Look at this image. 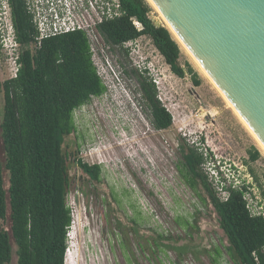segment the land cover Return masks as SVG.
Segmentation results:
<instances>
[{
	"label": "rangeland",
	"instance_id": "1",
	"mask_svg": "<svg viewBox=\"0 0 264 264\" xmlns=\"http://www.w3.org/2000/svg\"><path fill=\"white\" fill-rule=\"evenodd\" d=\"M150 5L151 18L168 26ZM139 41L136 59L146 61L151 73H158L162 81L160 95L173 114L171 129L202 131L206 139L200 144L202 150L211 146L214 154L208 160L212 164L207 166L221 165L222 175L229 180L237 185L248 184L251 208L264 211V151L258 142L181 44L179 63L186 70V63L192 64L199 74V84L189 72L184 77L175 74L150 37L143 35ZM109 53L115 73L105 76L108 90L75 111L76 132L64 143L71 177L68 202L73 210L66 264H235L217 210L209 200L204 203L175 180L167 160L152 149L155 139L137 104V80L131 72L135 66L118 48ZM10 77L9 61L0 51V82ZM4 100L0 88L3 164ZM250 146L261 154L254 162L249 159ZM77 150L79 153L73 152ZM76 158L100 164L101 179H92ZM214 159L225 164H214ZM4 176L8 186L5 168ZM215 186L225 198V190L219 189L221 184ZM168 188L173 189L172 196L165 195ZM0 224L10 231L9 209ZM11 241L13 256L9 264H17V246L13 237Z\"/></svg>",
	"mask_w": 264,
	"mask_h": 264
},
{
	"label": "trees",
	"instance_id": "2",
	"mask_svg": "<svg viewBox=\"0 0 264 264\" xmlns=\"http://www.w3.org/2000/svg\"><path fill=\"white\" fill-rule=\"evenodd\" d=\"M10 2L17 39L25 49L17 76L0 82L5 95L1 128L6 152L4 164L0 156V219L6 220L9 209L11 220L10 231L0 224V264L12 260L11 237L17 246V264H66L73 210L68 202L71 177L64 143L77 129L75 111L93 97L103 95L108 85L97 72L90 42L83 32L44 38L33 49L30 44L37 31L25 2ZM121 2L124 14L100 27L105 41L120 46L146 35L175 74L184 77L189 72L199 84V74L192 64L186 63L187 70L180 65L182 49L172 31L150 17L152 7L148 0ZM132 17L143 24V29L136 27ZM138 73V78L152 88L149 96L156 104L158 90L152 76L148 70ZM155 114L159 127L173 122L172 114L164 108ZM259 155L256 150L251 160ZM194 156H187L188 164H194ZM76 161L92 179H101L100 164L81 158ZM202 162L206 159L199 154L197 164ZM4 168L8 171V186ZM197 175L209 190L204 175ZM221 179L229 181L223 186L226 197L214 193L210 197L228 237L227 250L232 260L235 264H264V216L252 213L246 198L249 185H237L224 175Z\"/></svg>",
	"mask_w": 264,
	"mask_h": 264
},
{
	"label": "water",
	"instance_id": "3",
	"mask_svg": "<svg viewBox=\"0 0 264 264\" xmlns=\"http://www.w3.org/2000/svg\"><path fill=\"white\" fill-rule=\"evenodd\" d=\"M153 1L264 143V0Z\"/></svg>",
	"mask_w": 264,
	"mask_h": 264
},
{
	"label": "built area",
	"instance_id": "4",
	"mask_svg": "<svg viewBox=\"0 0 264 264\" xmlns=\"http://www.w3.org/2000/svg\"><path fill=\"white\" fill-rule=\"evenodd\" d=\"M24 2L37 31L35 41L30 44L31 48L39 46L41 41L47 37L75 31L83 32L90 42L92 59L97 72L106 85V74L115 73V64L109 50L113 51L118 48L139 70L143 72L148 70V74L152 76L157 87L159 97H161L162 81L158 73H151L146 61L136 59L140 49L139 38L128 40L120 46H113L105 41L101 32L102 24L124 14L121 0H24ZM132 20L139 30L143 29V24L139 20L135 17H132ZM24 49L25 46L17 39L11 2L10 0H0V51L5 53L9 61L10 78L16 77L19 72L20 57ZM151 69L155 71L154 68ZM204 167L210 180L214 184H221L219 189H222L225 182L221 179L220 173L212 166L205 164ZM225 193L227 195L226 190ZM246 198H248L247 193ZM251 210L255 215L262 214L264 216L263 210H254L253 208Z\"/></svg>",
	"mask_w": 264,
	"mask_h": 264
},
{
	"label": "flooded vegetation",
	"instance_id": "5",
	"mask_svg": "<svg viewBox=\"0 0 264 264\" xmlns=\"http://www.w3.org/2000/svg\"><path fill=\"white\" fill-rule=\"evenodd\" d=\"M131 72L137 80L138 108L140 109L142 116L148 120L150 125L148 130L152 132V136L155 139V142L152 143L151 146L152 149L156 151L157 155H160L167 160V163L169 164V171L175 180L185 184L189 191H191L192 194H195L204 203L209 200L213 205L210 195L214 193L217 197L221 196L216 191L217 188L210 180L204 167L205 164H210L211 161L208 160L213 159L214 157L211 146L208 145L209 147H206V153L200 146V144H205L204 142L206 139L204 137V133L202 131L186 132L183 131L181 127L176 130H172L171 127L173 122L168 126L159 127L156 123V111L164 108L167 112L172 114L170 107L165 103L161 95V97H159V93L157 94L156 104L153 103L152 98L149 96V94L152 95V88L149 87L145 81H141L137 76L139 74L138 72L141 71L135 67ZM74 132H76V130L72 133ZM160 144H162L163 150L159 148ZM256 150L258 149L255 148V146H250L248 148L249 159L252 162L258 160L261 156L260 154L258 157H256V159L251 160V157L256 155ZM73 152L79 153V150ZM199 154H202V156L206 159V162L197 164ZM188 155H195L194 164L187 163L186 158ZM213 162L215 164H219L217 163L216 159H214ZM199 172L204 175L209 190L204 187L201 178L197 175ZM165 195L172 196L173 189L168 188Z\"/></svg>",
	"mask_w": 264,
	"mask_h": 264
},
{
	"label": "bare ground",
	"instance_id": "6",
	"mask_svg": "<svg viewBox=\"0 0 264 264\" xmlns=\"http://www.w3.org/2000/svg\"><path fill=\"white\" fill-rule=\"evenodd\" d=\"M149 2L158 10L160 15L165 20L168 27L171 29L174 36L177 38V40L180 42V44L185 48L187 53L192 57V59L195 61V63L199 66L200 70L205 74V76L210 80V82L214 85V87L217 89L219 94L223 97V99L226 101L229 108L233 110L235 115L239 118V120L242 122V124L245 126V128L248 130V132L252 135V137L258 142V145L263 149L264 151V143L260 140V138L256 135V133L252 130V128L248 125V123L244 120V118L240 115V113L236 110V108L232 105V103L228 100V98L224 95V93L220 90V88L216 85V83L212 80V78L209 76V74L206 72V70L203 68V66L200 64V62L197 60V58L194 56V54L191 52V50L187 47V45L183 42V40L179 37V35L175 32L173 27L170 25L168 20L165 18L163 13L160 11L158 6L155 4L153 0H149Z\"/></svg>",
	"mask_w": 264,
	"mask_h": 264
},
{
	"label": "clouds",
	"instance_id": "7",
	"mask_svg": "<svg viewBox=\"0 0 264 264\" xmlns=\"http://www.w3.org/2000/svg\"><path fill=\"white\" fill-rule=\"evenodd\" d=\"M216 161H217V160H216ZM214 164H215V163H214ZM219 164H225V163L220 162ZM220 166H221V165H217V166H215V168L218 170L219 173H220V170H221V169H220ZM221 172H222V173H220V175L223 174V170H221Z\"/></svg>",
	"mask_w": 264,
	"mask_h": 264
}]
</instances>
